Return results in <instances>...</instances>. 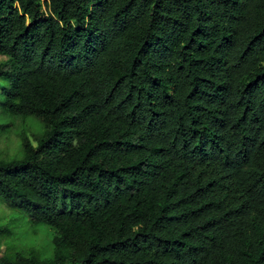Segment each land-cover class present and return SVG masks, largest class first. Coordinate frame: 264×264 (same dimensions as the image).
Wrapping results in <instances>:
<instances>
[{
  "label": "trees",
  "instance_id": "obj_1",
  "mask_svg": "<svg viewBox=\"0 0 264 264\" xmlns=\"http://www.w3.org/2000/svg\"><path fill=\"white\" fill-rule=\"evenodd\" d=\"M0 56V130L43 129L0 200L52 250L0 264H264V0H0Z\"/></svg>",
  "mask_w": 264,
  "mask_h": 264
},
{
  "label": "rangeland",
  "instance_id": "obj_2",
  "mask_svg": "<svg viewBox=\"0 0 264 264\" xmlns=\"http://www.w3.org/2000/svg\"><path fill=\"white\" fill-rule=\"evenodd\" d=\"M5 59L4 56H0V63ZM6 82V80H0V90L1 86L6 85ZM27 120L26 123L16 120L11 128L0 130V160L9 161L19 157L17 137L22 131H28L30 140L35 146L33 138L41 135L43 129L35 119ZM8 121L7 116L0 112V125L7 124ZM28 125L31 126L28 128ZM8 221L12 234L9 238L0 236V257L4 253L12 252L41 255V257L51 254V233L48 228L39 224H30L21 212L7 209L0 200V227L6 225Z\"/></svg>",
  "mask_w": 264,
  "mask_h": 264
}]
</instances>
